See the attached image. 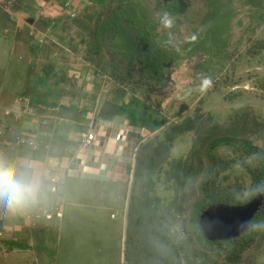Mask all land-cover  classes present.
Here are the masks:
<instances>
[{
  "label": "crops",
  "instance_id": "0c3cea01",
  "mask_svg": "<svg viewBox=\"0 0 264 264\" xmlns=\"http://www.w3.org/2000/svg\"><path fill=\"white\" fill-rule=\"evenodd\" d=\"M96 13L90 0H0V159L30 165L53 210L0 214V264H104L90 247L119 246L135 151L160 129L97 68Z\"/></svg>",
  "mask_w": 264,
  "mask_h": 264
},
{
  "label": "rangeland",
  "instance_id": "374dc122",
  "mask_svg": "<svg viewBox=\"0 0 264 264\" xmlns=\"http://www.w3.org/2000/svg\"><path fill=\"white\" fill-rule=\"evenodd\" d=\"M135 1L138 14L158 20L156 30L167 38L175 86L160 106L168 123L135 151L119 246H92L91 260L175 264L170 240L182 264H264V219L236 257L213 253L191 232L205 175L217 193L245 199L251 179L244 164H257L249 149L264 160V0Z\"/></svg>",
  "mask_w": 264,
  "mask_h": 264
},
{
  "label": "trees",
  "instance_id": "16d2710c",
  "mask_svg": "<svg viewBox=\"0 0 264 264\" xmlns=\"http://www.w3.org/2000/svg\"><path fill=\"white\" fill-rule=\"evenodd\" d=\"M90 1L97 9L92 45L97 68L101 72L111 75L118 84L128 90L130 101L136 104L135 110L138 114L139 108H142L140 123L148 125L150 131L161 129L166 124V120L157 118L156 109L160 108L162 101L171 95L175 86L171 73L167 70L169 50L166 36L156 30L155 22L146 12V15L138 14L139 7L136 8L131 3L135 0ZM248 51L257 50L250 48ZM108 56H111L109 60ZM249 151L256 154L257 164L255 167L244 164L251 179V189L245 199H239L233 191L217 193L211 187L212 178L209 174L204 176L198 188L201 196L193 206L191 232L204 248L212 250L219 256L227 254L229 257H236L243 252L258 234L260 220L264 219L263 200L262 206L249 226L254 225L249 238L244 237L245 232L229 240L209 241L199 229V214L208 205L217 202L241 204L260 192L251 190L258 186L264 187L262 151L255 148H250ZM261 193L264 194V192ZM225 242L231 243V245L229 247L222 246ZM167 246L175 264H182L170 240Z\"/></svg>",
  "mask_w": 264,
  "mask_h": 264
},
{
  "label": "clouds",
  "instance_id": "9594fccd",
  "mask_svg": "<svg viewBox=\"0 0 264 264\" xmlns=\"http://www.w3.org/2000/svg\"><path fill=\"white\" fill-rule=\"evenodd\" d=\"M251 191L264 192V187ZM44 196V180L30 165L18 162L13 166L0 159V214L24 213L38 205Z\"/></svg>",
  "mask_w": 264,
  "mask_h": 264
},
{
  "label": "water",
  "instance_id": "95a60500",
  "mask_svg": "<svg viewBox=\"0 0 264 264\" xmlns=\"http://www.w3.org/2000/svg\"><path fill=\"white\" fill-rule=\"evenodd\" d=\"M264 194L257 192L241 204L217 202L204 208L198 218L199 229L209 241L229 240L247 232L263 204Z\"/></svg>",
  "mask_w": 264,
  "mask_h": 264
},
{
  "label": "built area",
  "instance_id": "2783aa9c",
  "mask_svg": "<svg viewBox=\"0 0 264 264\" xmlns=\"http://www.w3.org/2000/svg\"><path fill=\"white\" fill-rule=\"evenodd\" d=\"M11 1H15V0H7V4L10 3ZM71 15L73 16L74 13H71ZM94 137V133L90 132L87 136V140H86V144H89L91 142V140ZM121 137V133H118L116 135V139H119ZM52 183H56L58 181L56 176H52L50 178ZM52 207H50L49 205L47 206L46 204H39V206L37 208L28 210L26 212V217L30 220V221H36L38 220L40 217H42L43 215H49L52 213ZM6 235V232L0 228V236H4Z\"/></svg>",
  "mask_w": 264,
  "mask_h": 264
},
{
  "label": "snow or ice",
  "instance_id": "6c2138e0",
  "mask_svg": "<svg viewBox=\"0 0 264 264\" xmlns=\"http://www.w3.org/2000/svg\"><path fill=\"white\" fill-rule=\"evenodd\" d=\"M207 84V82H205Z\"/></svg>",
  "mask_w": 264,
  "mask_h": 264
}]
</instances>
